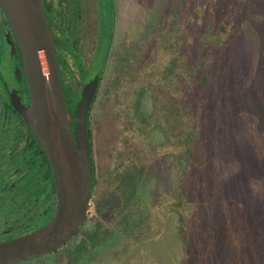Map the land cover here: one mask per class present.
<instances>
[{"label":"rangeland","instance_id":"1","mask_svg":"<svg viewBox=\"0 0 264 264\" xmlns=\"http://www.w3.org/2000/svg\"><path fill=\"white\" fill-rule=\"evenodd\" d=\"M176 4L180 8L179 16L175 18L173 30L168 28L169 34L167 33V45L170 43L173 46V52L163 48L158 43L159 40L153 43L148 37L142 47L146 49V58L143 59L142 67L139 66L140 71L135 73L136 78L132 80L125 74L117 87L110 86L104 109L108 110L110 117L113 114L115 120L112 125L113 117L110 119L108 116L109 123L105 115L103 132L94 129V126H100V117L95 115L102 105L101 95L93 104L95 118L92 127L95 134L92 159L98 177L92 198L105 192L111 181L113 183L118 154L130 147L127 149L128 153L145 163L151 173L163 183V192H155V202L158 205L155 210L160 213L157 212L159 222L155 219L154 229L158 230L167 229L163 226L166 213L161 209L172 202L173 193L176 190L178 192L182 178L180 165L178 161L174 163L173 159L181 153L183 121L169 116L162 107L160 98L155 100L152 93H165L160 97H168L174 105L178 103L177 99L183 102L186 98L193 106L197 101L205 99V96H200V91L185 97L183 88L179 89L176 79L165 76V69L169 67L171 59L181 57L182 62L186 61L194 68H200L198 73L203 72L210 83L207 85L202 82L201 85H207L220 93L219 99L223 100L226 112L243 115L248 139L254 137L252 143L257 144L256 149L264 154V143L261 141V138L264 140V0H177ZM120 7L123 14L120 18H134L135 25L143 19L137 0L134 3L126 0L125 4L120 0ZM149 50L151 52L148 53ZM106 86L109 85L104 87ZM139 86H148L152 96L146 100L149 121L145 126L135 121L132 108L135 91ZM113 110L118 116L114 115ZM224 132L226 135H223L229 140L228 135L232 134V129L225 128ZM241 138L246 144L249 143L247 137ZM222 150L219 147L215 155L219 160L217 176L225 177L227 181L222 190L210 180L205 167L199 169V172L193 171L192 175L197 199L191 207L188 226L194 235L201 238L206 235L201 244L197 245L196 264H217L230 250L239 260L256 259L259 253L253 246L255 241L264 249V210L250 200L255 203V208L251 211L252 203L248 202L244 189L245 185L255 196L264 198V157L258 162L260 170H251L250 163H254L252 155L255 156L253 158L258 157L253 149H234V154L225 149L221 153ZM164 156L168 157L161 165ZM243 164L247 167L246 171L249 170L248 175L245 171L247 177L233 178L232 173L240 171ZM175 168L178 170L176 174ZM93 204L91 199L87 213L89 216L93 213ZM173 221L174 225H179L176 217ZM169 226L171 225L168 224ZM171 228L175 231L173 226ZM259 264H264V259Z\"/></svg>","mask_w":264,"mask_h":264},{"label":"trees","instance_id":"2","mask_svg":"<svg viewBox=\"0 0 264 264\" xmlns=\"http://www.w3.org/2000/svg\"><path fill=\"white\" fill-rule=\"evenodd\" d=\"M176 2L177 0H137L143 19L140 24H136L134 44L127 45L129 48L135 47V51L128 55L121 54L116 62L120 65L130 64L132 59L131 64L143 63L146 49L142 47L149 38L153 43L159 40L158 43L163 48L173 52V46L170 43L167 45V36L168 28L173 30L175 18L179 16L180 8ZM199 71L200 68H194L186 61L182 62V58L177 56L169 61V67L165 69V76L176 79L179 89L183 88L185 97L199 91L201 97L205 96L195 106L186 98L183 102L177 99L178 103L174 105L168 97L161 98L165 93H152L155 100L160 98L159 101L169 116L183 121L181 153L173 159L174 163L178 161L180 165L178 167L182 178L178 192L176 190L173 193L172 202L161 209L166 213L163 226L167 229H154L155 219L159 222L157 212L160 213L155 210L158 206L155 192H163L162 181L139 158L120 153L113 183L111 181L105 192L92 198L97 182L94 179L91 189L93 213L86 216L79 233L59 250L18 264H196L197 245L201 244L206 235L202 238L194 235L188 226L190 210L197 199V189L192 184L193 171L199 172V169L205 167L210 180L222 190L227 181L224 176H217L219 160L215 155L219 147L223 149L221 153L225 149L233 154L234 149H253L258 157L253 158L255 156L252 155L254 163H250L251 170L259 171L258 162L264 157L263 151L256 149L257 144L252 143L254 137L248 139L243 115L226 112L223 100L219 99L220 93L207 86L210 85L208 78L203 72L199 74ZM202 82L207 83L206 87L201 85ZM139 88L138 94L143 96L146 89L143 86ZM7 110L5 105L0 104V171L9 174L17 167L21 168L18 175L20 179L13 181V186L10 182L3 183L0 193V238L3 236L4 239L11 240L45 226L53 215L54 203L50 191V168L43 150L24 119L18 115L15 119L14 116L6 115ZM225 128L232 129V134L228 135L229 140L223 135ZM240 137H247L249 143L246 144ZM261 139L264 143L263 138ZM164 157L161 165L168 156ZM246 169L243 164L240 171L233 172L234 175L231 176L245 179ZM177 171L175 168V174ZM246 172L248 175L249 170ZM244 187L248 202L251 200L264 210V198L255 196L249 187ZM255 203L251 205L252 212ZM174 217L178 219L179 225L173 224ZM168 224L171 226L168 227ZM253 246L255 250L257 248L260 257L239 260L230 250L217 264H259L264 259V249L258 241Z\"/></svg>","mask_w":264,"mask_h":264},{"label":"flooded vegetation","instance_id":"3","mask_svg":"<svg viewBox=\"0 0 264 264\" xmlns=\"http://www.w3.org/2000/svg\"><path fill=\"white\" fill-rule=\"evenodd\" d=\"M121 1L125 4L126 0ZM130 1L134 3V0H128V3ZM43 11L53 42L72 134H74L76 123L77 104L82 99L85 88L92 86L86 113V130L92 165V180L89 191L90 204L93 182L98 177L96 166L92 159L94 129L103 132L105 127L103 125L106 122L104 116L106 115L109 123L111 117H113V114L110 117L108 110H105L110 86L117 87L125 74L129 75L132 80L135 79V73H138L141 69L139 66L142 67L143 65L142 63L131 64L132 59L130 58V64L120 65L119 62H116L121 54L128 55L135 51V47H127L129 44H134L136 39L135 20L134 18H120L123 15L120 0H43ZM105 85L109 86L104 87ZM143 87H145L146 93L141 96L138 94L140 88L135 91V100L132 108L135 121L145 126L149 121L146 100L151 99L152 96L148 86ZM13 95L19 99L24 107L29 106V91L25 66L21 57V48L8 16L0 3V104L7 107L8 110L5 114L10 117L14 116L15 119L17 115H21L12 105L11 96ZM100 95L103 99L102 105L98 113L94 114L100 117V126H94L93 129L92 121L95 118L93 115V104ZM114 108L115 105H113L112 109ZM114 115L118 116L116 112H114ZM114 120L115 118L113 117L111 120L112 125H114ZM129 148L124 149L125 152H119L118 157L120 153L130 155L127 151ZM20 170L21 168L17 167L9 174L0 171V193H2L4 184L10 182L13 186L14 182L20 179L18 178ZM50 174L52 178L50 191L55 211V184L51 168ZM8 240L10 239H4L3 236L0 238V242Z\"/></svg>","mask_w":264,"mask_h":264},{"label":"water","instance_id":"4","mask_svg":"<svg viewBox=\"0 0 264 264\" xmlns=\"http://www.w3.org/2000/svg\"><path fill=\"white\" fill-rule=\"evenodd\" d=\"M0 3L21 48L29 91L28 107L14 95L11 102L47 157L56 195L55 211L45 226L0 242V264H18L59 250L79 233L85 222L92 180L86 130L92 86L85 88L77 104L72 134L43 0Z\"/></svg>","mask_w":264,"mask_h":264}]
</instances>
